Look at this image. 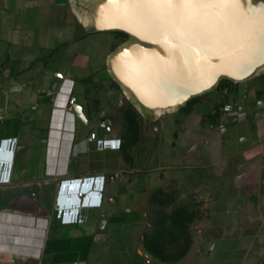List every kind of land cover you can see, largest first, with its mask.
Here are the masks:
<instances>
[{"label":"crops","instance_id":"crops-1","mask_svg":"<svg viewBox=\"0 0 264 264\" xmlns=\"http://www.w3.org/2000/svg\"><path fill=\"white\" fill-rule=\"evenodd\" d=\"M88 1L0 0V264H264V71L218 116L203 120L211 96L138 116L132 139L108 70L122 43L91 32ZM174 182L194 194L192 245L162 262L144 246L150 197Z\"/></svg>","mask_w":264,"mask_h":264},{"label":"water","instance_id":"water-1","mask_svg":"<svg viewBox=\"0 0 264 264\" xmlns=\"http://www.w3.org/2000/svg\"><path fill=\"white\" fill-rule=\"evenodd\" d=\"M81 8L91 32L129 36L108 70L144 116L264 71V0H90Z\"/></svg>","mask_w":264,"mask_h":264},{"label":"rangeland","instance_id":"rangeland-1","mask_svg":"<svg viewBox=\"0 0 264 264\" xmlns=\"http://www.w3.org/2000/svg\"><path fill=\"white\" fill-rule=\"evenodd\" d=\"M114 34H116L117 39L119 40V43L121 42L123 44V43L130 40L129 36H126V37L123 36L122 37L121 35L117 34L116 32H114ZM112 81H113L114 85L116 87H118L124 93V90L114 81L113 78H112ZM240 83H243V82H240ZM240 83H235V82H232L228 79H223L220 81L219 85L217 87H215L213 90H211L208 93H205L201 96L195 97L196 100H194L192 103H190V104L187 103L186 105L182 106L181 108L174 110V111H178V112H176L177 113L176 116H169L166 118V120L171 121V120H174L178 117L180 118L183 114H188L189 112H191L193 110V108H195L197 105L201 104L202 102L206 101L211 96L212 97L215 96L216 103H215L214 107L212 108L211 112H208V113L206 112L207 114L203 116V120L206 121L209 118L211 119L214 116H218L219 112H221L222 108H224V104L226 102L224 91L225 90L229 91L233 87L235 89H237L239 87ZM123 106L125 109V112L123 114L124 120H126V123L128 125L129 130H131L133 132L132 133V139L138 140L141 138V135L139 134V130L136 131V134L134 133L133 130L136 129V127H138L139 125L141 126V120L139 123V120H137V117L140 116L142 119L143 116H141V115H143V114L138 112L139 115L137 114V116H136V114L133 111L135 109V106L133 105V103L131 101L128 102V104H124ZM213 110L215 111L214 114L212 113ZM165 113H171V112H165ZM159 114H163V113H158L156 115H159ZM155 116H153V117L146 116V117H148L147 121L151 124H154L155 122L151 119H155L154 118ZM191 121H193V120H191ZM214 121H215V119H214ZM149 126H150V124L148 125V127ZM143 127H145V122L142 121V128ZM150 129L147 130V133H146L147 136L143 135L142 139L147 141V142L154 141L155 145L159 146L160 143L162 142L161 139H162V137H164V134H162V135L160 134L158 136H155L156 132H157V128L155 130H152V128L150 126ZM159 152H160V150L157 152L158 156H156L157 157L156 160L161 165L163 163V158H162V154ZM187 186L188 185H185V186L182 185L181 186V185H179V183L174 182V183L169 184L166 187H161L165 191V194H161L160 196H158V199L156 200V202L153 203V207L151 208V213L149 215V220L152 221L153 223H156L163 216L171 215V212L174 210V208L177 205H185V206L189 207L190 210H193L194 204H195V202H194L195 198H194L193 192Z\"/></svg>","mask_w":264,"mask_h":264},{"label":"trees","instance_id":"trees-1","mask_svg":"<svg viewBox=\"0 0 264 264\" xmlns=\"http://www.w3.org/2000/svg\"><path fill=\"white\" fill-rule=\"evenodd\" d=\"M122 37L127 35L118 33ZM192 99L188 104L192 103ZM135 113V112H134ZM165 194L159 187L150 197L153 205L158 196ZM196 217V211L185 205H177L169 216H163L156 223L152 222V230L145 234L146 251L162 262H174L183 258L192 245L190 225Z\"/></svg>","mask_w":264,"mask_h":264},{"label":"built area","instance_id":"built-area-1","mask_svg":"<svg viewBox=\"0 0 264 264\" xmlns=\"http://www.w3.org/2000/svg\"><path fill=\"white\" fill-rule=\"evenodd\" d=\"M76 103H77V99H76L75 97H72V98L70 99V104H71V106L75 105ZM225 111H231V106H226V107H225ZM101 126L104 127V124H102ZM93 139H95V134H94V133L91 134V136L89 137V140H90V141H92ZM114 178H115L114 173L111 174V175L109 176V179H114Z\"/></svg>","mask_w":264,"mask_h":264},{"label":"bare ground","instance_id":"bare-ground-1","mask_svg":"<svg viewBox=\"0 0 264 264\" xmlns=\"http://www.w3.org/2000/svg\"><path fill=\"white\" fill-rule=\"evenodd\" d=\"M120 25L124 26L127 29H130L129 23L127 21H122V23H120Z\"/></svg>","mask_w":264,"mask_h":264}]
</instances>
